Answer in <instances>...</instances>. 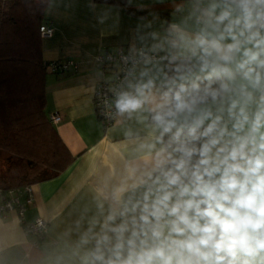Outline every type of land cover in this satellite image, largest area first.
<instances>
[{"label": "clouds", "instance_id": "1", "mask_svg": "<svg viewBox=\"0 0 264 264\" xmlns=\"http://www.w3.org/2000/svg\"><path fill=\"white\" fill-rule=\"evenodd\" d=\"M157 2L114 50L109 107L140 127L43 264H264V0Z\"/></svg>", "mask_w": 264, "mask_h": 264}, {"label": "crops", "instance_id": "2", "mask_svg": "<svg viewBox=\"0 0 264 264\" xmlns=\"http://www.w3.org/2000/svg\"><path fill=\"white\" fill-rule=\"evenodd\" d=\"M133 7L151 10L142 16L130 14L119 7L101 24L89 0H48L45 18L53 32L42 37L44 61L70 58L75 70L45 75V110L58 114L55 126L73 161L53 177L32 183V201L19 218L15 210L0 217V264H43V258L59 233L69 228L90 201L87 185L100 168L110 166L113 158L127 150L125 130L134 122L124 123L115 117L104 128L94 109V87L100 81H110L115 65H101L98 57L114 53L121 45L127 48L133 30L141 18L170 19L171 8L157 0H131ZM159 20L156 26L159 25ZM41 217L47 222V232L37 238L23 229L24 222Z\"/></svg>", "mask_w": 264, "mask_h": 264}, {"label": "trees", "instance_id": "3", "mask_svg": "<svg viewBox=\"0 0 264 264\" xmlns=\"http://www.w3.org/2000/svg\"><path fill=\"white\" fill-rule=\"evenodd\" d=\"M128 13L151 10L109 0ZM48 0H0V190L41 181L73 161L45 110V75L39 26Z\"/></svg>", "mask_w": 264, "mask_h": 264}, {"label": "built area", "instance_id": "4", "mask_svg": "<svg viewBox=\"0 0 264 264\" xmlns=\"http://www.w3.org/2000/svg\"><path fill=\"white\" fill-rule=\"evenodd\" d=\"M39 32L42 37L50 36L53 32L52 23L50 21L42 23L39 26ZM114 59H118V57H115V52H107L98 57V61L101 65L116 66L113 78L110 81L103 80L98 82L94 87L93 92L94 109L104 128L110 126L116 117L114 114V106L111 108L109 107L114 100V94L111 89L115 88L119 83L118 76L122 74H119V66L114 62ZM76 68V62L70 58L52 60L46 64L47 71L56 74L67 72L70 69L75 70ZM49 119L54 124L60 120V116L54 113L49 116ZM31 201V185L16 187L5 191L0 190V217L4 216L9 211L15 210L19 218H22L24 210L27 208L28 204L31 203ZM23 229L24 232L32 233L37 238H40L47 232V222L43 218L37 217L32 222H24Z\"/></svg>", "mask_w": 264, "mask_h": 264}]
</instances>
